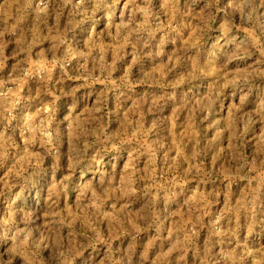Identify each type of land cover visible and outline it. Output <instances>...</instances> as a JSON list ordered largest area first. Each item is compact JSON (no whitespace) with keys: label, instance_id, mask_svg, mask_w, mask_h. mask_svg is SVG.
<instances>
[{"label":"rangeland","instance_id":"obj_1","mask_svg":"<svg viewBox=\"0 0 264 264\" xmlns=\"http://www.w3.org/2000/svg\"><path fill=\"white\" fill-rule=\"evenodd\" d=\"M0 264H264V0H0Z\"/></svg>","mask_w":264,"mask_h":264}]
</instances>
